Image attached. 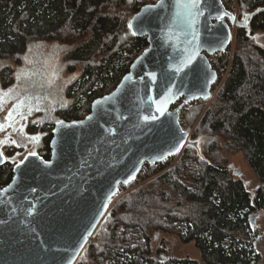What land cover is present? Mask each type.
<instances>
[{
    "label": "trees",
    "instance_id": "1",
    "mask_svg": "<svg viewBox=\"0 0 264 264\" xmlns=\"http://www.w3.org/2000/svg\"><path fill=\"white\" fill-rule=\"evenodd\" d=\"M157 1L0 0L3 87L14 83L16 72L28 60H50L52 55L44 53L50 43L53 53L63 54L70 73L82 68L68 89L71 100L79 102L28 125L29 133L44 134L39 156L45 161L51 158L56 120L87 117L93 102L115 91L129 73L132 56L148 48L147 39L136 37L129 25L144 6ZM236 2L239 19L256 15L249 20V29L236 28L228 76L192 135L198 147L184 148L170 169L147 165L141 180L160 176L111 207L76 264H259L255 247L259 224L253 230L249 220L260 214L258 220L264 222V48L250 39L251 33L264 32V0ZM220 62L226 69L227 61ZM229 152L243 154L259 188L250 189L229 172L222 158ZM13 177L14 167L4 163L0 188ZM165 235L193 243L200 259L171 258L167 240L156 243Z\"/></svg>",
    "mask_w": 264,
    "mask_h": 264
},
{
    "label": "water",
    "instance_id": "2",
    "mask_svg": "<svg viewBox=\"0 0 264 264\" xmlns=\"http://www.w3.org/2000/svg\"><path fill=\"white\" fill-rule=\"evenodd\" d=\"M180 2L159 0L133 17L132 32L149 46L129 73L83 120L55 125L50 161L27 157L0 188V264H76L119 188L145 166L198 147L171 109L181 99L211 100L218 75L208 56L226 52L234 28L249 29L256 13L240 22L223 0H199L195 9ZM258 219L250 217L253 230Z\"/></svg>",
    "mask_w": 264,
    "mask_h": 264
},
{
    "label": "rangeland",
    "instance_id": "3",
    "mask_svg": "<svg viewBox=\"0 0 264 264\" xmlns=\"http://www.w3.org/2000/svg\"><path fill=\"white\" fill-rule=\"evenodd\" d=\"M237 18L240 22L245 19L244 16L241 19H239V16H237ZM235 32L236 28H234L232 34L233 39L229 48V59H217L218 68L223 71V78L213 89L211 100L192 105L191 111L188 113L186 124L189 127V140L191 142H194L192 135H194L197 131L200 117L209 107L212 106L215 99L214 97L218 94L219 90L223 86L222 84H224L228 76L227 71H229L236 50ZM251 34V43L264 48V32L257 31ZM52 47V43H50L44 49L45 55H52L50 60L41 59L40 62L36 59L28 60L26 64L16 72L15 81L12 85L5 88L3 87V84L0 83V125L3 126L0 128V152L4 157L5 163H11L14 168L23 163L27 157L34 156L31 155V153H35V155L38 156L42 155L41 143L44 134L29 133L28 125L31 123L41 122L45 118L44 116L52 117L54 114L53 112L57 111L58 108L68 106L71 103L78 101V98L74 99V101L71 100V97L68 94V89L77 77L80 76L82 68L78 67L74 73H70L68 65L64 64L62 61L63 54H59V52L56 54L53 53L55 50H52ZM243 52H245V50H243ZM245 53L247 54V52ZM138 56H132V60L134 61ZM221 60L227 61L226 69L222 68L220 62ZM1 65L2 64H0V66ZM73 89H75V87H73ZM196 107H198V114L196 117L194 116L190 119V116L194 113V109ZM9 116H11V119H9ZM56 121L57 123L61 122L60 120ZM34 137L38 139H33ZM184 148L179 155L162 163L165 170L170 169L177 163L184 151ZM222 158L225 159L230 169L229 172H231L236 179H240L243 180V182L245 181L248 183L249 188L252 190L261 186L258 178L252 171H250L251 169L249 168L242 153H223ZM145 169L146 166L142 173H144ZM159 174L160 173L154 174L152 177L142 180L140 179V175L137 179L138 182H135L134 185L132 184V186H123L119 188L118 194L109 206L106 216L108 215L111 207L118 200H120V198L131 194L139 190V188L156 180L160 176ZM257 224H259V228L255 232V247L256 251L260 254L259 264H264V222L262 220H258ZM97 231L92 238L89 239V244L96 237ZM163 238L167 240V251L171 258L178 260H185V258H190L192 260L200 259V254L193 243L183 244L178 237L169 235L157 237L156 243L160 244L163 241Z\"/></svg>",
    "mask_w": 264,
    "mask_h": 264
},
{
    "label": "built area",
    "instance_id": "4",
    "mask_svg": "<svg viewBox=\"0 0 264 264\" xmlns=\"http://www.w3.org/2000/svg\"><path fill=\"white\" fill-rule=\"evenodd\" d=\"M223 3H224L225 8H226L225 10H227L233 17H235V19L237 21L238 20V18H237V16H238V9H236L237 8V3L235 2V0H223ZM229 54L230 53H229V49H228L224 53L217 54L215 56H208V59L210 61V64H211L212 69L218 75V82H217V84L223 78L222 77L223 71L218 68L217 59H219V58L229 59V57H230ZM197 103H199V102L186 103L183 99H181L171 109V111L177 112V114L179 116V124L182 127V129L185 132H187L188 134H189V132H188L189 131V127L186 124L187 123L188 113H189V111H191L192 105H195ZM200 103H202V102H200Z\"/></svg>",
    "mask_w": 264,
    "mask_h": 264
},
{
    "label": "snow or ice",
    "instance_id": "5",
    "mask_svg": "<svg viewBox=\"0 0 264 264\" xmlns=\"http://www.w3.org/2000/svg\"><path fill=\"white\" fill-rule=\"evenodd\" d=\"M198 3H199V0H187V2H184V0H181L180 7L184 8V9H195L198 7ZM177 15H181V13H177ZM131 26L132 25L130 24L129 27H131ZM133 34H135V33H133ZM153 79H155V76H153ZM9 119H11V116H9ZM89 119H91V117ZM145 119H147V117ZM60 123H63V122H60ZM2 127L3 126L0 125V128H2ZM33 139H38V138L34 137ZM31 155H35V153H31ZM133 179H134V177H133Z\"/></svg>",
    "mask_w": 264,
    "mask_h": 264
}]
</instances>
